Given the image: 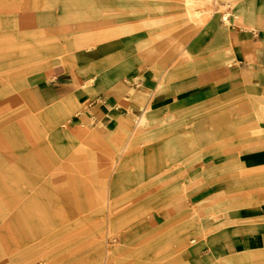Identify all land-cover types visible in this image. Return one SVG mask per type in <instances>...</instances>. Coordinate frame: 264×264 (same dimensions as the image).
Listing matches in <instances>:
<instances>
[{
	"label": "rangeland",
	"instance_id": "obj_1",
	"mask_svg": "<svg viewBox=\"0 0 264 264\" xmlns=\"http://www.w3.org/2000/svg\"><path fill=\"white\" fill-rule=\"evenodd\" d=\"M158 1L163 8L148 9L150 22L141 25L127 8L137 0H0V132L13 119L20 123L24 118L32 126L27 129L21 122L19 132L15 129L18 137L5 136L12 154L0 147V264H99L94 251L101 245L105 255L108 247L114 249L110 264H264V253L260 256L258 250L228 257L217 254L215 247L214 253H201L212 248L211 241L201 239L223 226L215 221L227 217L226 224L231 223L229 211H242L244 185L264 188V169L229 164L219 175L231 183L233 192L200 202L198 191L211 181V170L202 169V163L232 148L218 142H225L233 128L199 141L188 129L199 116L193 119L195 113L179 112V119L139 132L133 149L120 156L126 134L97 137L86 135L89 130L81 134L76 127L71 132L66 126L74 125L75 116L65 120L62 111L40 107L32 96V79L49 74L53 66L61 64L72 78L80 71L62 60L64 54L81 55L87 46L113 37L131 45L98 59L112 75L127 76L123 62L142 52L137 49L140 44L156 49L150 64L138 67L141 71L159 62L170 69L173 46L183 33L175 15L153 16L166 7V1ZM217 2L213 1L220 9ZM237 2L264 20V6L256 0ZM186 25L190 31L187 19ZM189 40L185 47L193 51L195 41ZM4 89L10 97L3 95ZM121 114L133 124L143 113L135 116L127 109ZM247 131L248 137L234 148L260 140L252 134L256 130ZM196 157H201V165ZM185 176L186 191L175 193L173 183ZM113 177L117 184L111 186ZM101 179H106L105 185ZM223 199L231 201L222 205ZM180 205L186 234L173 240V225L164 223L163 216L174 218ZM213 205L219 208L211 215L208 209ZM195 247L197 254L192 255Z\"/></svg>",
	"mask_w": 264,
	"mask_h": 264
},
{
	"label": "crops",
	"instance_id": "obj_2",
	"mask_svg": "<svg viewBox=\"0 0 264 264\" xmlns=\"http://www.w3.org/2000/svg\"><path fill=\"white\" fill-rule=\"evenodd\" d=\"M161 1L167 2L166 7L153 16L175 15L177 27L183 33L173 46L170 56H175L168 64L175 61L170 69L159 62L155 63V68L141 71L138 67L149 65V58L156 49L151 46L144 48L145 45L140 44L137 49L143 50L133 57L136 59L123 62L129 70L127 76L112 75L106 70L104 62L98 59L127 50L131 45L122 37H113L94 46H87L81 55L76 52L64 54L62 60L79 66L80 71L72 78L64 66L57 64L50 69L49 74L32 79L31 92L40 107L50 111H62L65 120L75 116L74 120L72 119L74 125L66 126L68 130V126L73 129L71 132H75L77 128L81 130V134L89 130L86 135L94 134L97 137L112 135L124 138L126 134L127 139L123 140L119 147L120 156L126 155L135 146L136 120L139 117L131 124L130 117L121 113L130 109L131 114L137 116L149 103L151 108L153 107L150 110L152 122L150 125L147 122L144 128L157 129L165 122L179 119V112L195 113L193 119L199 116V119L188 127L199 141L214 139L215 134L224 135L223 128H233L234 132L225 134L229 135L225 142H218L220 145H232V148L202 163V169L211 170V181L198 191L199 200L211 202L209 199L219 197L225 192H233L229 190L231 183L219 175L221 167L242 164L249 169H264V20L251 16L237 0H220L217 2L220 9L213 3L216 0H194L196 4L204 2L201 10L210 8L213 11L209 16L202 15L203 19L200 21L192 17L188 0ZM144 2H140V5L137 0V4L127 7L141 25L150 22L147 19L148 9L163 8L158 0ZM256 2L264 6V0ZM208 3L211 6H207ZM219 11H222L223 15L219 13L220 18H217ZM186 19L190 23V31L187 30ZM141 37L143 36L139 38ZM188 40L190 43L195 41V50L186 49ZM93 66H98L106 74V82L94 73ZM89 78H93L92 84L85 85L84 82ZM3 95L10 97L11 92L4 89ZM199 113L203 117H200ZM13 120L15 124L9 122L6 130L0 132V147L8 154H12L13 149L9 148L4 140L5 136L8 139L18 137L17 132L22 123L27 129L32 127L24 118L22 123ZM94 121L98 127L93 129ZM102 127L107 131L102 132ZM249 127L256 130V133L252 134L259 136L260 140H253L252 145L243 149L234 148L233 146L238 145L244 137H248ZM200 158L196 157L194 161L200 163ZM186 176L185 180L180 179L173 183L175 193L179 189L186 191ZM115 181L113 177L111 186L117 184ZM105 184L106 179H101V186ZM252 192L253 195H247ZM242 193V211L230 210L228 217L233 222L220 226L201 239L212 242V248L205 247L202 254L214 253L215 247L214 251L224 257L256 250L260 256L263 255L264 188L244 185ZM180 204L184 202L181 201ZM181 206L174 218L163 216L164 223L173 225V240L186 234L185 214L182 211L184 207ZM212 223L214 224V221ZM196 251L197 247L192 250V255H196Z\"/></svg>",
	"mask_w": 264,
	"mask_h": 264
},
{
	"label": "bare ground",
	"instance_id": "obj_3",
	"mask_svg": "<svg viewBox=\"0 0 264 264\" xmlns=\"http://www.w3.org/2000/svg\"><path fill=\"white\" fill-rule=\"evenodd\" d=\"M185 1V0H184ZM227 1V0H226ZM203 4H204V2H201V3H195L194 2V0H188V5L191 7L190 9H191V15H192V17H196V18H198V21H200V19L202 18V15H207V16H209L210 14H211V12H213L210 8H208L207 10H201V8L203 7ZM186 7V6H185ZM184 7V8H185ZM225 11H227V8H225ZM186 12V11H185ZM187 15V14H186ZM203 19V18H202ZM199 26V25H198ZM191 61V60H190ZM181 65V64H180ZM163 66V65H162ZM161 66V67H162ZM176 66H178V64L176 65ZM182 68V67H181ZM173 69H174V67H173ZM177 69V68H176ZM93 71H95L96 72V74L97 75H99L100 77H101V79L102 80H104L105 82H106V79H107V76H106V74L102 71V70H98L96 67H93ZM175 72V71H174ZM169 73V72H168ZM92 82H93V78H89L88 80L86 79V81L84 82V84L85 85H90V84H92ZM105 87V86H104ZM80 106V105H79ZM81 107H82V105H81ZM150 110H151V106H150V103L149 104H147L145 107H144V110H143V114L142 115H140L138 118H137V120H136V129H135V134H136V137H137V134L139 133V132H142L145 128H144V126H146V124H147V122L149 123V125L151 124V122H152V118H151V114H150ZM84 115H85V113H84ZM87 116V115H86ZM90 119V118H89ZM193 135V134H192ZM96 136V135H95ZM203 151V150H202ZM113 162H116V160H112ZM114 182V181H113ZM115 182H117V181H115ZM197 182V181H196ZM199 182V181H198ZM197 182V183H198ZM114 194V193H113ZM214 199H216V198H214ZM214 199H212V200H214ZM225 199H223V200H220V201H222L221 202V204L222 205H224L223 203L224 202H228L229 203V201H231L230 199H227L226 201H224ZM219 208V206H215V205H213V206H211L210 207V209H208L210 212L209 213H211V215H213V214H215L216 212H218L217 211V209ZM205 212L207 211V210H204ZM36 214L37 213H34V215L36 216ZM112 214V213H111ZM218 216V215H217ZM216 218V217H215ZM226 220H227V217H224L223 218V220H221L220 219V221H215L218 225L219 224H221V225H225L226 224ZM111 222V221H110ZM39 223V222H38ZM196 240L195 239H193L191 242L193 243V242H195ZM104 248H105V246L104 245H101V246H99V247H96L95 248V253L97 254V259L96 260H98V263L99 264H102L103 262L105 263V264H110L111 263V258H112V256H113V248H110V247H108L109 249H108V254H107V256L106 257H104L103 255H104Z\"/></svg>",
	"mask_w": 264,
	"mask_h": 264
}]
</instances>
